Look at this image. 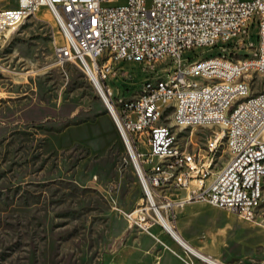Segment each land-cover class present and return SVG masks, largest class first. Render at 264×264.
<instances>
[{
	"label": "rangeland",
	"instance_id": "374dc122",
	"mask_svg": "<svg viewBox=\"0 0 264 264\" xmlns=\"http://www.w3.org/2000/svg\"><path fill=\"white\" fill-rule=\"evenodd\" d=\"M4 6L14 1L0 0ZM245 39L247 49L239 52L254 53V32ZM62 43L44 8L0 42V264H202L157 222L84 70L55 61L53 47ZM214 60H222V53L214 51ZM163 66L111 62L105 78H95L116 111L146 80L166 78ZM251 88L253 94L264 91V76L253 77ZM179 126L177 143L188 150L197 152L210 134L199 125L191 129L187 119H179ZM182 192L170 189L153 200L194 249L222 264L260 263L264 201L246 223L208 202L177 206ZM139 211L146 221H129Z\"/></svg>",
	"mask_w": 264,
	"mask_h": 264
},
{
	"label": "built area",
	"instance_id": "2783aa9c",
	"mask_svg": "<svg viewBox=\"0 0 264 264\" xmlns=\"http://www.w3.org/2000/svg\"><path fill=\"white\" fill-rule=\"evenodd\" d=\"M13 1L0 7V42L44 8L63 39L53 47L57 64L74 63L82 71L90 64L98 81L111 62L164 65L167 79L146 80L138 95L111 110L155 212L151 197L174 189L187 191L177 206L208 202L254 221L264 201V91L253 94L251 82L264 76V0ZM251 31L256 50L241 55ZM214 51L222 60H214ZM187 96H199V104L185 107ZM178 108L185 116H177ZM179 119L190 120L191 129H210L197 152L177 143ZM130 220L146 217L139 211Z\"/></svg>",
	"mask_w": 264,
	"mask_h": 264
},
{
	"label": "bare ground",
	"instance_id": "6f19581e",
	"mask_svg": "<svg viewBox=\"0 0 264 264\" xmlns=\"http://www.w3.org/2000/svg\"><path fill=\"white\" fill-rule=\"evenodd\" d=\"M89 67H90V71H87V70H84V73L86 74V76L91 80V82L93 83L94 87L96 88L97 92L99 95H103L104 97V100H102L105 104V102H108L105 94L103 93L102 89L100 88V85L99 83L97 82L96 80V76H97V73L95 71V67L93 69V66L88 64ZM162 79H167L166 78H162ZM199 102V96H188L187 99H185V107H193V105H196L197 103ZM106 105V104H105ZM109 107L110 109L114 111V109L112 108V106H110L109 104ZM235 111H242V104H235ZM185 114V108H180V111H179V116ZM201 126V125H199ZM260 131H264V124H260ZM177 141V140H176ZM133 157L136 161V157H135V154H133ZM152 199V202L154 203V198L151 197ZM149 204H150V207L151 209L153 210L156 218H157V222L159 223L160 226L163 227V229L166 231L167 234H169L181 247L184 248V250L186 249L187 251L191 252L192 254L196 255V259H201V260H208L210 261L212 264H220L218 263L216 260L210 258V257H206V256H203V255H200L198 252H196L192 247H190L187 243H185L181 238L180 236L169 226L170 224L168 223V221L161 215V213L159 212L157 214V212L154 211L153 207H152V204H151V201H149ZM155 205V203H154ZM181 205V204H180ZM155 207L157 208L158 210V207L155 205ZM164 208V206H162ZM167 221V222H166ZM211 259V260H210Z\"/></svg>",
	"mask_w": 264,
	"mask_h": 264
},
{
	"label": "crops",
	"instance_id": "0c3cea01",
	"mask_svg": "<svg viewBox=\"0 0 264 264\" xmlns=\"http://www.w3.org/2000/svg\"><path fill=\"white\" fill-rule=\"evenodd\" d=\"M181 191H183V190H181ZM187 196V191H183L182 193H181V197L184 199L185 197ZM181 206H183V204L181 205ZM173 228V227H172ZM174 230H175V228H173ZM175 232L180 236V238L185 242V243H187L190 247H192L180 234H179V232L177 231V230H175ZM172 238V237H171ZM172 240L174 241V243H177L173 238H172ZM178 244V243H177ZM179 245V244H178ZM180 246V245H179ZM181 247V246H180ZM183 248V247H182ZM193 248V247H192ZM184 249V248H183ZM194 249V248H193ZM186 250V249H185ZM196 252H198L200 255H203V256H206V257H210V258H212V259H214L215 260V258L213 257V256H211V255H209V254H204L203 252H200V251H198V250H196V249H194ZM187 251V250H186ZM189 254H191L193 257H196L197 258V256L196 255H194V254H192L191 252H189V251H187ZM218 263H221V262H218ZM165 264H168L167 262L165 263ZM172 264V263H171ZM222 264V263H221Z\"/></svg>",
	"mask_w": 264,
	"mask_h": 264
},
{
	"label": "water",
	"instance_id": "95a60500",
	"mask_svg": "<svg viewBox=\"0 0 264 264\" xmlns=\"http://www.w3.org/2000/svg\"><path fill=\"white\" fill-rule=\"evenodd\" d=\"M100 96V98L102 99V100H104V97H103V95H99ZM105 104H106V107H107V110H108V112L110 113V115L112 116V111H111V109H110V107H109V104L107 103V102H105ZM156 210V209H155ZM156 212H157V214H158V211L156 210Z\"/></svg>",
	"mask_w": 264,
	"mask_h": 264
}]
</instances>
